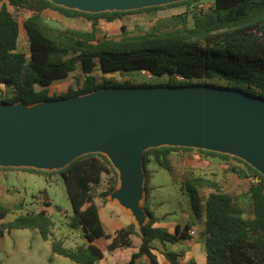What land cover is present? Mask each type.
Instances as JSON below:
<instances>
[{"label": "trees", "instance_id": "trees-1", "mask_svg": "<svg viewBox=\"0 0 264 264\" xmlns=\"http://www.w3.org/2000/svg\"><path fill=\"white\" fill-rule=\"evenodd\" d=\"M205 1L208 0H183L137 10L89 13L50 0H0V86L15 90V96L1 101L0 106H34L111 90L194 87L234 91L264 101V0H214L209 8H200L199 4ZM10 7L30 12L23 25L30 58L18 51L21 26ZM184 7L183 14L158 21L145 33L135 35L123 25L119 39L97 36L96 27L101 20L113 23L130 14L154 16L165 9ZM47 11L83 18L91 23L92 31L53 27L44 17ZM79 69L77 87L68 85L65 91L52 94V85L72 78ZM120 71L130 72L132 77L123 81L104 77ZM138 76L143 77L142 81L135 80ZM164 79L166 82H151ZM216 80L229 86H219ZM174 152H195L202 159L232 163L229 172L241 180H251L248 196L253 209L247 217L240 208L241 197L222 192L217 181L195 176L185 183L192 211L197 218H205L206 264H264V175L237 156L185 146L145 150V172L153 163L169 168L168 159ZM29 170L39 175L62 176L73 208L69 224L81 231L84 242L69 248L63 240L54 238V223L47 213L19 215L2 225L3 230L37 231L45 242L51 241L54 254L75 264H107L110 254L130 248L135 236H140L142 243L128 264H139L145 256L150 259L149 264H159L153 242L177 244L191 239L190 225L183 230L178 226L174 234L156 226L159 219L146 206L147 187L148 222L142 234L133 223L108 234L95 201H107L119 185V174L103 153L81 156L56 172ZM105 185L108 189L99 194ZM201 188L213 191L204 205L199 196ZM10 213V208L0 204V222ZM100 241H107V250ZM164 257L170 264H182L178 253L165 252Z\"/></svg>", "mask_w": 264, "mask_h": 264}, {"label": "water", "instance_id": "water-1", "mask_svg": "<svg viewBox=\"0 0 264 264\" xmlns=\"http://www.w3.org/2000/svg\"><path fill=\"white\" fill-rule=\"evenodd\" d=\"M50 1L96 13L175 0ZM162 146L234 155L264 175V101L194 87L111 90L34 106H0V166L66 167L86 154L103 153L122 171L119 194L131 202L147 178L144 151Z\"/></svg>", "mask_w": 264, "mask_h": 264}, {"label": "rangeland", "instance_id": "rangeland-1", "mask_svg": "<svg viewBox=\"0 0 264 264\" xmlns=\"http://www.w3.org/2000/svg\"><path fill=\"white\" fill-rule=\"evenodd\" d=\"M183 0H175L177 3ZM171 4V3H168ZM214 4V0L201 2L199 5L209 8ZM1 7V4H0ZM11 12L18 20L21 26V37L19 40L18 51L24 53L30 58V47L27 37L23 30L25 20L30 16L26 10H14L10 7ZM186 8L165 9L156 15L148 13H138L127 15L123 20L113 23L101 20L97 27V36L99 39L113 38L119 39L121 36V26L125 25L135 35L145 33L158 21H169L173 15L183 14ZM46 21L53 27L65 29L76 28L86 31H92V25L83 18H67L59 13L47 11L44 14ZM190 26L193 25L190 17ZM171 27V23L169 24ZM80 69L72 73V78L60 81L52 85V94L65 91L66 86L77 87L76 78L79 77ZM106 79L123 81L132 77L130 72H116L104 75ZM143 77H135L136 81H142ZM151 82H166V80H152ZM203 83L202 81H198ZM213 85V82L210 83ZM219 86L228 87L225 81L216 80ZM197 88V87H196ZM15 96L13 88L0 86V102L11 99ZM18 106V105H16ZM14 106V107H16ZM187 159V160H185ZM189 159V160H188ZM189 161V164H187ZM169 168L161 167L158 164H151L147 168V180H142L141 194H145V187L148 190L146 206L158 219L163 223L186 226L190 224L196 229L197 239L203 244L204 236V217L197 218L192 211L191 200L186 189L188 179L198 177H208L219 181L223 185L222 192L231 195H238L240 208L244 216H250L253 206L249 198V189L251 180H241L233 173L228 171L230 164L219 159H202L197 153L181 152L176 156H170L168 159ZM233 162V161H232ZM64 167H36L27 165L18 166H0V203L11 209V213L6 219L0 222V264H75L68 258L56 255L52 251L51 241L45 242L37 231L29 229L3 230L2 225L10 223L19 215L28 213H47L51 216L54 223V238L63 240L65 246L74 248L84 241L81 237V231L73 229L69 222L73 215V208L68 198L66 186L63 178L58 173L52 175H39L32 173L29 169H35L45 172H56ZM118 171L119 184L124 189L125 178L120 169ZM227 171V172H226ZM145 173V171H144ZM143 173V178H144ZM235 181L238 185L235 186ZM108 189V186H102L98 193ZM4 194H1V193ZM209 188L200 189L201 204L211 194ZM117 193V192H116ZM117 200L112 199L111 204L103 205L98 199L97 204L100 206L102 213L105 215L110 211L120 212V222L127 224L130 222L126 214L122 213L116 205ZM109 202V199H108ZM145 204V203H144ZM115 213H112V215ZM117 215V214H115ZM135 220V219H134ZM137 241V239H136ZM105 244L101 242V244ZM167 250L175 253L184 254V244L165 243ZM158 252L157 249H155ZM205 253V248H204ZM162 264V263H161Z\"/></svg>", "mask_w": 264, "mask_h": 264}, {"label": "crops", "instance_id": "crops-1", "mask_svg": "<svg viewBox=\"0 0 264 264\" xmlns=\"http://www.w3.org/2000/svg\"><path fill=\"white\" fill-rule=\"evenodd\" d=\"M178 153L174 152L172 156H176ZM187 160V159H185ZM189 160V159H188ZM187 164H189V161H187ZM228 168L229 167H225ZM227 172V171H226ZM198 177V176H196ZM206 179H210V180H214L208 177H204ZM216 181V180H215ZM241 181V179H240ZM220 186L221 189H223V185L217 181ZM245 182H247V180H245ZM238 185V182L235 181V186ZM123 186L120 184L118 185V187L116 188L115 192L113 194H111L110 196L107 197V201L105 203H103V205L107 204H111V200H117L116 205H113L115 207H118L122 213L126 214V216L128 217V219L130 220L129 223L122 224L120 222V212H116V211H112L110 209V211L112 213H115L112 215V213H107L104 217V214L102 213V210L100 208V206L97 204L98 198L96 199V204L99 207V213L101 216V220L102 223L104 225V228L106 230V232L108 234H114L116 231L128 226L129 224L133 223L136 226V230L137 232L141 235L142 231L146 225V223L148 222V216L146 214L145 211V200H146V193L143 195L141 194L135 201L131 202L130 201V197L129 196H125L122 197L119 192L122 191ZM117 192V193H116ZM213 192V191H212ZM211 192V193H212ZM1 194H4L3 192ZM109 199V202H108ZM0 203H4V202H0ZM112 205V204H111ZM194 213V212H193ZM156 216V215H155ZM135 219V220H134ZM190 225V224H187ZM157 227H161L163 229H166L167 231H169L170 233L174 234L176 232V229L178 226L181 227V230L184 229L185 226L182 225H174V224H170V223H163L160 221L157 223L156 225ZM191 229L190 231H195L196 235L195 236H191L190 240H186V241H182L179 242L177 244H184V254H180V261L182 264H188L191 261L196 262V264H206V259H207V255L206 252L204 253V244L201 243L200 240L197 239V232L196 229L194 227H192L190 225ZM203 227L205 229V219H204V224ZM189 235V232H188ZM137 239V241H136ZM105 244L103 245V243L101 244V241L99 242L101 244V246L103 247V249L107 250V241H102ZM142 241L140 236H135L133 237V244L130 248H125V249H119L115 252H112L108 258V262L107 264H128L132 254L138 252V249L141 245ZM152 246L154 247V249H157L158 252H156V250H154V254L157 256L158 262L159 264H170L166 258L164 257V253L165 252H173L172 250H167V247L165 246V244L163 245L162 243H160L159 241H155L153 242ZM179 254V253H178ZM150 263V259L148 257H143L139 264H149Z\"/></svg>", "mask_w": 264, "mask_h": 264}, {"label": "built area", "instance_id": "built-area-1", "mask_svg": "<svg viewBox=\"0 0 264 264\" xmlns=\"http://www.w3.org/2000/svg\"><path fill=\"white\" fill-rule=\"evenodd\" d=\"M199 7H200V8H202V7L204 8V6H202V5H199ZM189 235H190V236H195L196 233H195V231H189Z\"/></svg>", "mask_w": 264, "mask_h": 264}, {"label": "bare ground", "instance_id": "bare-ground-1", "mask_svg": "<svg viewBox=\"0 0 264 264\" xmlns=\"http://www.w3.org/2000/svg\"><path fill=\"white\" fill-rule=\"evenodd\" d=\"M140 195H141V193H140Z\"/></svg>", "mask_w": 264, "mask_h": 264}]
</instances>
